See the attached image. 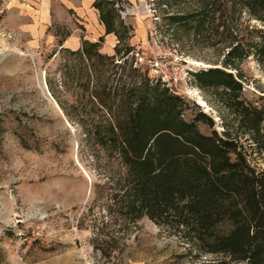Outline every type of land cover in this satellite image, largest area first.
Segmentation results:
<instances>
[{
    "label": "rangeland",
    "instance_id": "374dc122",
    "mask_svg": "<svg viewBox=\"0 0 264 264\" xmlns=\"http://www.w3.org/2000/svg\"><path fill=\"white\" fill-rule=\"evenodd\" d=\"M90 1L0 0V264H235L126 213L117 142L126 91L156 84L154 56L177 75L186 120L200 110L217 132L235 134L216 91L192 74L222 68L240 78L246 100L264 105V58L252 55L264 13L246 0H94L104 26L95 41L85 27ZM109 34L111 55L101 52ZM251 158L264 168V155Z\"/></svg>",
    "mask_w": 264,
    "mask_h": 264
},
{
    "label": "trees",
    "instance_id": "16d2710c",
    "mask_svg": "<svg viewBox=\"0 0 264 264\" xmlns=\"http://www.w3.org/2000/svg\"><path fill=\"white\" fill-rule=\"evenodd\" d=\"M246 2L264 13V0ZM100 18L112 20V11ZM252 55L264 58V30ZM192 75L197 87L216 91L238 131L217 132L200 110L186 120L188 103L158 83L146 82L137 96L126 91L117 142L128 175L126 213L183 231L235 264H264V168L251 158L264 155V105L246 100L240 78L222 68ZM224 222L230 232L217 235Z\"/></svg>",
    "mask_w": 264,
    "mask_h": 264
},
{
    "label": "built area",
    "instance_id": "2783aa9c",
    "mask_svg": "<svg viewBox=\"0 0 264 264\" xmlns=\"http://www.w3.org/2000/svg\"><path fill=\"white\" fill-rule=\"evenodd\" d=\"M138 57L139 53H135ZM142 58V57H141ZM149 75L156 81L162 88L166 89L173 95H180L179 80L177 75L167 67L161 56H154L148 60Z\"/></svg>",
    "mask_w": 264,
    "mask_h": 264
},
{
    "label": "crops",
    "instance_id": "0c3cea01",
    "mask_svg": "<svg viewBox=\"0 0 264 264\" xmlns=\"http://www.w3.org/2000/svg\"><path fill=\"white\" fill-rule=\"evenodd\" d=\"M94 0H91L90 3H88V7L86 9V14L84 15L85 16V20H86V30H87V33L89 34L90 36V39L92 40H99L102 36H104V26H100L99 22H97L96 18H95V15H93L92 11H90V6L92 4ZM130 2H137V1H141V0H129ZM140 34H142V32L140 31ZM113 35L112 34H109V35H106L103 40H104V43H103V46H102V49H101V52L102 53H106L108 55H111L114 53V50H113V47L111 48V45H112V42H113ZM116 38V37H115ZM69 45V44H72L74 47H75V44H74V40L70 39V40H67L65 45ZM76 48H74L75 50Z\"/></svg>",
    "mask_w": 264,
    "mask_h": 264
},
{
    "label": "bare ground",
    "instance_id": "6f19581e",
    "mask_svg": "<svg viewBox=\"0 0 264 264\" xmlns=\"http://www.w3.org/2000/svg\"><path fill=\"white\" fill-rule=\"evenodd\" d=\"M198 100H199V99H198ZM198 100H197V101H198ZM199 104L204 105L205 103H204L203 101L200 100Z\"/></svg>",
    "mask_w": 264,
    "mask_h": 264
}]
</instances>
